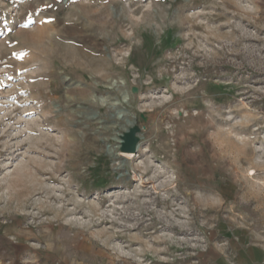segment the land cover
Segmentation results:
<instances>
[{
  "label": "rangeland",
  "instance_id": "obj_1",
  "mask_svg": "<svg viewBox=\"0 0 264 264\" xmlns=\"http://www.w3.org/2000/svg\"><path fill=\"white\" fill-rule=\"evenodd\" d=\"M0 264H264V0H0Z\"/></svg>",
  "mask_w": 264,
  "mask_h": 264
},
{
  "label": "water",
  "instance_id": "obj_2",
  "mask_svg": "<svg viewBox=\"0 0 264 264\" xmlns=\"http://www.w3.org/2000/svg\"><path fill=\"white\" fill-rule=\"evenodd\" d=\"M139 129L137 126L130 128L123 137L121 151L125 153H134L137 150L139 137L137 136Z\"/></svg>",
  "mask_w": 264,
  "mask_h": 264
},
{
  "label": "bare ground",
  "instance_id": "obj_3",
  "mask_svg": "<svg viewBox=\"0 0 264 264\" xmlns=\"http://www.w3.org/2000/svg\"><path fill=\"white\" fill-rule=\"evenodd\" d=\"M131 128V127H130ZM126 155H128V156H132V154H126Z\"/></svg>",
  "mask_w": 264,
  "mask_h": 264
}]
</instances>
